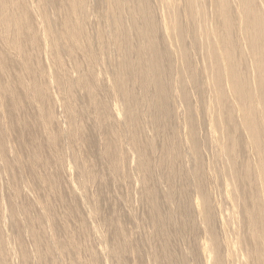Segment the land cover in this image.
Returning a JSON list of instances; mask_svg holds the SVG:
<instances>
[{
    "label": "bare ground",
    "instance_id": "obj_1",
    "mask_svg": "<svg viewBox=\"0 0 264 264\" xmlns=\"http://www.w3.org/2000/svg\"><path fill=\"white\" fill-rule=\"evenodd\" d=\"M0 264H264V0H0Z\"/></svg>",
    "mask_w": 264,
    "mask_h": 264
}]
</instances>
